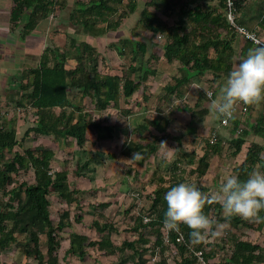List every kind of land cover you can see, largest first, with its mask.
<instances>
[{
	"label": "trees",
	"instance_id": "1",
	"mask_svg": "<svg viewBox=\"0 0 264 264\" xmlns=\"http://www.w3.org/2000/svg\"><path fill=\"white\" fill-rule=\"evenodd\" d=\"M201 1L204 0H150L140 12L139 22L146 29L157 37L164 35V41L159 44L163 54L160 56L151 53L150 58L159 60L164 57L169 63L176 61L180 67L187 70L181 75L174 76L173 84L165 85L164 94L157 96L155 101L159 106L166 103L171 95H181L183 88L188 86L192 78H202L210 74L220 84L221 81L226 80L234 68L233 57L236 53L234 45L240 34L228 18L226 0H218L217 4L207 8H203ZM120 5H125L126 9L116 16ZM151 5L155 7V11L149 9ZM235 5L236 22L264 39V0H235ZM58 6L67 8L68 1L13 0L10 11L12 29L21 28V38L22 36L25 38L38 29L41 22L49 19L51 15L54 16ZM137 9V0H128L127 4H124V0H73L68 15L69 29L73 26L74 29H82L94 37L107 35L111 31L119 30L124 19L135 13ZM176 9L177 19L172 24L158 14L161 11L162 14L171 16ZM133 32L136 34L135 38L124 37L122 41L131 47L134 59L139 52L147 57L148 43L138 41V33ZM246 40L245 46L241 48L240 56H246L250 48L259 45L249 38ZM70 45L76 49L75 59L79 63L78 66L67 68L69 50L60 52L58 48L53 47L50 51L53 54L54 63L49 64L47 53L49 48H47L39 64L27 70L32 78L25 80L24 83L21 82L25 92L18 103L24 106V99H27L35 110L36 117L33 120L35 124L27 130L26 134L33 131L39 135H52L57 140L74 138L77 146L84 148L87 142L86 134L91 126L98 129L97 138L100 140L111 139L115 133V125L91 120V109L103 113L109 108H114L122 114L131 115L135 112L133 103L139 106L141 100L137 98L136 102L132 103L130 98H133L138 90L145 89L146 81L150 75L156 73V70L147 65L149 59L147 58L140 67L134 63L129 67L131 73L141 71L138 79L127 72L113 73L107 68H99L97 50L89 42L78 43L75 37H71ZM117 49L121 55L124 54L119 45ZM218 86L215 85L212 88V99H215L218 94ZM74 91L80 92L78 103L75 102ZM142 95V98L148 99L145 93ZM206 97L205 91L200 93L194 108H191L189 125L182 133L178 135L170 133L171 116L161 111L152 118L146 119L147 127L152 128L149 130L150 137L142 138L140 135L138 141L131 138L128 142H124L123 154L134 156V153L138 152L142 155L144 162L158 152L162 147L161 142L168 139L177 141V156L167 166L170 169L169 178L166 179L162 175L153 191L149 219L144 222V216L136 218L138 222L133 228L138 232L139 238L124 240L117 245L108 235L91 241L84 233L69 231L67 238L69 247L62 260L58 255V249L61 247L65 228H71L74 222L81 223L84 219L81 213L72 217L70 211H67L58 222H54L51 217L53 193L70 206L78 201L75 196L78 190L72 188L70 172L68 169L53 170L51 161L55 157V151L42 146L27 148L23 153L15 152L11 159L3 160L4 151H13L19 145V139L13 123L0 124V191L4 197H7L5 202L1 201L0 208V250L17 244L26 256L34 257L39 264H69L66 259L68 255L84 258L88 253L87 246L98 245V248L107 254L119 253L124 262L147 264L149 258L146 253L151 251L152 255L156 253L161 255L155 264H170L164 257L166 244L163 219L167 210L164 195L171 187L187 181L186 169L181 166L185 160L179 151L183 148L185 136L189 135L194 140L197 139L198 126L209 114V108L203 107V102L209 101ZM123 99L129 106L121 109ZM246 106L247 111L243 113L238 110L234 117L229 119L227 125H223L222 118H219L220 125L229 130L228 135L217 132L215 140L204 137L201 140L203 153L197 158L196 149L191 150V157L187 163L197 162L192 172L198 177L207 173L214 156L223 154L225 143H228L229 155L237 156L242 151V146L248 140L251 131L256 133L264 131V113L260 114L250 129L244 126L247 120L244 115L247 114L248 117L254 105L246 104ZM135 133L133 135L136 137ZM262 146L264 144L255 141L250 144L245 160L239 167L238 175L241 179H246L247 171L261 162L259 154L264 152ZM29 169L34 170L35 182L18 180L20 171ZM197 186L201 191L210 194L209 187L202 184ZM203 211L219 223L228 222L233 227L246 224L239 216L226 220L223 208L217 202L206 204ZM260 216L264 217V211H261ZM111 225L108 222L100 224L98 220L92 223L98 231L111 228ZM263 225L264 223L259 222V227ZM190 232L191 229L185 224H181L176 230H167L169 242L175 245L178 252L177 264H199L196 255L198 250L203 251V256L209 264H264V246L243 239L231 230L222 239V244L210 242L193 244L190 240ZM41 234L47 236V255L41 249ZM152 234L155 235V240L152 246H148ZM180 236L183 237L182 241L177 239ZM207 246H210L209 250H204ZM128 249L131 253L125 256ZM216 255L219 256V262L211 263L210 259Z\"/></svg>",
	"mask_w": 264,
	"mask_h": 264
},
{
	"label": "rangeland",
	"instance_id": "2",
	"mask_svg": "<svg viewBox=\"0 0 264 264\" xmlns=\"http://www.w3.org/2000/svg\"><path fill=\"white\" fill-rule=\"evenodd\" d=\"M67 1V8H65L66 6L64 8L58 6L54 16L51 15L49 19L41 22L38 29L31 32L40 34V36L45 38L41 41L43 51L41 48L39 53L34 54V52L31 53L32 51L27 52L23 50L22 52V49L18 50L20 46L25 47V44L32 48L29 40L24 42L28 36L25 38L22 36L21 38V28L18 29L20 39L12 35V38H16L12 42L10 39L3 38L0 41V65L2 64L0 68V124L13 123L17 129L19 139V145L13 151H4L3 160L7 161L15 155V152L23 153L27 148H37L39 146L52 148L55 151V157L51 161L52 169H68L72 188L78 190L75 195L78 198V204L74 202L71 206L57 194L53 193L51 196L53 203L51 217L54 222H58L67 211H70L72 217L77 213L84 215L81 223L74 222L71 228H65L62 234V244L58 249V255L61 260L65 256L66 249L69 247V240L67 239L69 231L84 233L91 241L99 240L104 235H108L117 245H120L124 240L139 238L138 232L133 228L138 222L136 218L144 216V222L147 221L146 217L149 218L153 191L162 175L166 179L169 178L170 169L167 166L177 156V141H173L172 139L164 141L167 145H163L157 153L144 162L142 161V155L134 159V156L123 154L124 142H128L131 138L138 141L140 135H142V138L150 137L149 130H152V128L147 127L146 119L152 118L161 111L171 116L170 133L175 135L182 133L189 125L191 108H194V104L198 100L200 93L204 92V90L208 92L212 91L215 85H219L218 88H220L225 81L223 80L219 84V81H215L209 74L202 77L201 80H197L195 84H188V87L183 88L181 95L173 94L167 99L166 103L159 106L155 101L157 96L164 94L165 85L173 84L175 82L174 76L181 75L187 70L180 67V64L176 61L169 63L164 57L159 60L150 58L151 53L160 56L163 54V50L159 44L164 41V35L162 37L153 35L151 31L139 22L140 12L150 0H137L138 9L135 13L130 14L124 19L120 29L111 31L107 35L100 37H94L79 28L74 29L73 26L69 29L68 15L73 0ZM217 1L204 0L201 3L203 8H207L217 4ZM127 3L128 0H124V4ZM123 9H126V6L120 5L116 16ZM149 9L156 10L152 5L149 6ZM242 9L244 10V8ZM238 12L240 15L241 9ZM158 14L170 24L174 23L178 15L177 9L171 16H166L161 11ZM9 18V11H0V21L5 20L8 22ZM2 26L4 25H0V27ZM133 31L138 33V41H146L148 43L147 57H144L139 52L134 59L131 47L122 41L124 37L135 38L136 34ZM67 33L68 36H66ZM71 37H75L78 43L87 41L96 48L99 68H107L113 73L127 72L138 79L141 71L137 70L131 73L130 65L134 63L137 67H140L149 58L147 65L156 70V73L150 75L146 81L147 85L145 89L138 90L133 95V98H130V102L132 103L136 102L137 98L141 100L139 106L133 103L135 112L131 115L122 114L114 108H109L103 113L93 108L91 109L90 119L115 125V133L111 139L100 140L97 138L98 129L91 126L86 134L87 142L84 148L78 147L74 138L57 140L52 135H39L33 131L26 134L27 130L35 124L33 121L36 117L35 110L28 103L27 99H24V106L18 103L23 92H25L22 89L21 82L24 83L25 80L32 78V75L28 74L27 70L39 64L47 48H49L47 49L49 64L54 63V57L50 51L53 47L58 48L60 52L69 50L66 61L67 68L78 66L79 63L75 59L76 49L70 45ZM117 45L123 49L124 54L121 55L119 53ZM238 57H235L237 62L241 59H238ZM74 93L75 102L78 103L80 92L74 91ZM143 93L148 96V99L142 98ZM206 98L209 101L207 103L203 102V107L209 108V114L205 119L201 120L198 126V137L194 140L192 136H185L183 138V148L179 153L182 154L185 160L181 166L186 169L185 176L187 181L209 187L211 194L218 189L219 184L225 176L238 174L239 167L244 162L248 148L253 141L264 144V131L260 133L251 131L248 135V140L242 146V151L237 156L229 155L230 149L228 143H225L223 154L214 156L211 159L207 173L202 177H198L196 173L192 172V169L197 166V162L193 164L187 163L191 157V150L193 148L196 149L197 158L203 153L201 140L204 137H210L211 140H215L216 138H213V133L229 134L227 127L220 125V119L217 118V114L212 109L211 100L213 97L209 98L207 96ZM127 106L129 105L123 99L121 109ZM262 113H264V100L254 105L248 117L247 114L244 115L247 118V120L245 119L246 124L244 126L250 129V126L255 124ZM134 133L136 137L133 135ZM165 154L168 155V161L166 166H162L164 164L162 157ZM34 177L33 169H29L28 171L21 170L17 176L18 180H25L28 183H34ZM6 199L7 197H4L0 191V208L1 201L5 202ZM103 204L108 205L104 206ZM94 220H98L100 224L108 222L112 224V227L98 231L92 226ZM244 222L246 224H240L238 227H233L228 222L219 223L218 229L216 227L213 228V231H218L219 234L208 237V242L222 244V239L231 230L243 239L264 246V225L259 227V222H249L246 220ZM167 230V228H164L166 244L164 257L168 259L170 264H177L178 252L175 245L167 240ZM150 236L151 242L148 246H152L155 240V235L152 234ZM209 248L210 246H207L204 250H209ZM41 249L47 255V236L45 234H41ZM87 250L88 253L84 258L68 255L66 259L69 261V264H133L132 261L124 262L119 253L107 254L100 250L98 245H89L87 246ZM130 253L131 250L128 249L125 256H128ZM146 255L149 258L147 264H155L161 256L160 253L152 255L151 251L147 252ZM0 258L1 264H39L34 257L26 256L17 244H12L8 248L0 250ZM210 262H219V256L212 257ZM198 263L203 264L200 258L198 259Z\"/></svg>",
	"mask_w": 264,
	"mask_h": 264
},
{
	"label": "clouds",
	"instance_id": "3",
	"mask_svg": "<svg viewBox=\"0 0 264 264\" xmlns=\"http://www.w3.org/2000/svg\"><path fill=\"white\" fill-rule=\"evenodd\" d=\"M205 95L212 97V93ZM264 100V44L250 48L230 71L220 86L211 106L217 118L232 119L239 104L255 105ZM162 146L166 142L160 143ZM264 147V146H262ZM141 154L134 153V157ZM260 163L251 167L246 179L238 174L225 176L218 189L209 194L201 191L194 182H181L164 195L167 210L164 214L163 227L176 230L181 224L190 229L193 244L207 243L208 237L218 235L219 221L204 213L205 205L211 202L221 204L225 219L239 216L249 222H262L264 211V152L259 154ZM166 166L168 155L162 157Z\"/></svg>",
	"mask_w": 264,
	"mask_h": 264
},
{
	"label": "crops",
	"instance_id": "4",
	"mask_svg": "<svg viewBox=\"0 0 264 264\" xmlns=\"http://www.w3.org/2000/svg\"><path fill=\"white\" fill-rule=\"evenodd\" d=\"M12 5H13V0H0V11H6V10L9 11V17H10V11H11ZM0 25H4V26L0 27V41H2L1 38L10 39L11 42L14 39H16L14 37H18L20 39V35H19L20 33L18 32V30H12L11 29L10 18H9L8 22L5 21V20H1L0 21ZM33 33H30L29 35H27L28 37H26L25 40H24V42L29 40L31 45H32V48L29 45L25 44V47L24 46H22V47L20 46V48L18 50L22 49V52H23V50L27 51V52L28 51H30V52L32 51L31 53L34 52V54L39 53V50L41 48H42V51H43V47L41 45L42 44L41 41H43L42 39H45V38L40 36V34H35V33L33 34ZM12 35H14L13 38L11 37ZM6 37H9V38H6ZM246 42H247V40H246V38L244 36H242V35H238L237 36L236 41H235V45H234L235 49H236L235 56L233 57L234 67L237 64V61H236L235 57L239 56L238 59L244 57V56H240V54H241V48H243L245 46ZM35 43H37V44H35ZM1 65H0V68H1ZM208 75L209 74H207L206 76H208ZM201 79L202 78H200V77H194V78H192V81L189 84H195L197 80H201ZM196 102H195V104H196ZM195 104H194V106H195Z\"/></svg>",
	"mask_w": 264,
	"mask_h": 264
},
{
	"label": "built area",
	"instance_id": "5",
	"mask_svg": "<svg viewBox=\"0 0 264 264\" xmlns=\"http://www.w3.org/2000/svg\"><path fill=\"white\" fill-rule=\"evenodd\" d=\"M226 6H227V15L228 18L230 20V22L235 26L236 30L238 31V33L246 38H249L251 40H253L254 42H256L259 45L264 44V39L257 36L256 33L250 31L246 26L238 24L236 22L235 16H236V5H235V0H226ZM162 37V36H160ZM210 93H212L213 95V91H209ZM247 106L246 104L241 103V105L238 106L237 111L240 110L243 113H245L247 111ZM236 111V112H237ZM223 125H227L229 122L228 120H225L222 118L221 120ZM216 133H213V138H216ZM146 219L148 220L149 218L146 217ZM178 241H182L183 237L180 236L177 238ZM167 240L168 239V234H167ZM196 255L198 256V259L200 258L203 264H209V261L205 260L204 256H203V251L202 250H198L196 251Z\"/></svg>",
	"mask_w": 264,
	"mask_h": 264
}]
</instances>
